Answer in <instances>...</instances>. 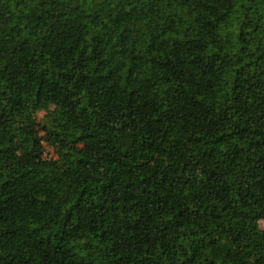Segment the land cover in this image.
<instances>
[{"label":"trees","instance_id":"16d2710c","mask_svg":"<svg viewBox=\"0 0 264 264\" xmlns=\"http://www.w3.org/2000/svg\"><path fill=\"white\" fill-rule=\"evenodd\" d=\"M262 221L264 0H0V264H264Z\"/></svg>","mask_w":264,"mask_h":264},{"label":"built area","instance_id":"2783aa9c","mask_svg":"<svg viewBox=\"0 0 264 264\" xmlns=\"http://www.w3.org/2000/svg\"><path fill=\"white\" fill-rule=\"evenodd\" d=\"M53 156V149L51 147H47L44 157H52Z\"/></svg>","mask_w":264,"mask_h":264},{"label":"rangeland","instance_id":"374dc122","mask_svg":"<svg viewBox=\"0 0 264 264\" xmlns=\"http://www.w3.org/2000/svg\"><path fill=\"white\" fill-rule=\"evenodd\" d=\"M261 227H263V228H264V221H262V222H261Z\"/></svg>","mask_w":264,"mask_h":264}]
</instances>
